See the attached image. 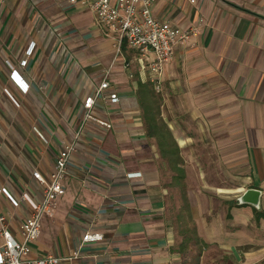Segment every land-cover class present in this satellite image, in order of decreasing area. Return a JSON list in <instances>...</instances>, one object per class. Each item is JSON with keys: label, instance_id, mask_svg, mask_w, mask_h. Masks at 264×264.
<instances>
[{"label": "crops", "instance_id": "0c3cea01", "mask_svg": "<svg viewBox=\"0 0 264 264\" xmlns=\"http://www.w3.org/2000/svg\"><path fill=\"white\" fill-rule=\"evenodd\" d=\"M70 1L0 0V189L19 203L1 198L9 232L21 240L33 214L24 195L43 199L34 172L49 179L63 147L76 142L66 195L45 217L34 258L261 262L264 0H158V20L202 30L176 48L159 91L150 81L153 56H140L99 24L92 0ZM105 79L111 88L92 115L112 129L85 121V101ZM161 121L177 142V164L162 155ZM248 189L263 191L261 210L236 205ZM87 233L104 240L82 246Z\"/></svg>", "mask_w": 264, "mask_h": 264}, {"label": "built area", "instance_id": "2783aa9c", "mask_svg": "<svg viewBox=\"0 0 264 264\" xmlns=\"http://www.w3.org/2000/svg\"><path fill=\"white\" fill-rule=\"evenodd\" d=\"M70 2L75 4L77 0ZM157 2L158 0H92L89 1L88 7L96 15L99 24L120 34L121 44L127 42L129 48L142 57L153 56L149 66L150 81L159 91L164 68L173 59L176 48L190 43L201 35L202 30L200 24L182 27L158 20L154 15ZM190 3L195 4L196 0H190ZM26 64L27 61L22 63L23 66ZM13 78L18 85H25V92L29 91V87L17 72L13 73ZM110 88V82L105 79L96 93L86 99L85 121H93L106 129L113 128L111 123L92 115L97 100ZM10 97L18 104L12 96ZM109 98L115 104L120 102L116 93L110 94ZM76 146L77 143L74 142L63 147L49 179L40 172H34V179L44 187V196L41 202H36L29 195H24V199L33 209V214L22 224L21 240H17L9 232L7 217L0 211V264H61V259L56 256L34 258L32 254L40 239L45 217L53 212L59 199L66 195L64 182ZM3 196L8 197L15 206H19L6 189H0V201ZM103 240L104 235L101 233H87L82 240V246ZM78 256L79 251L75 254V257Z\"/></svg>", "mask_w": 264, "mask_h": 264}, {"label": "trees", "instance_id": "16d2710c", "mask_svg": "<svg viewBox=\"0 0 264 264\" xmlns=\"http://www.w3.org/2000/svg\"><path fill=\"white\" fill-rule=\"evenodd\" d=\"M155 115H158L155 113ZM161 126H160V132L163 134V138H162V142L165 143L167 149L166 151H164V153H162V155L166 158H170L171 159V163L172 164H177V159L179 157L180 151L177 145L176 140L173 138L172 133L170 132L169 128L164 126V123L161 121ZM157 128H155V132ZM176 172L179 173V176L182 177L184 175L183 170L176 168L175 169ZM238 204V202L236 203V205ZM240 207H244V206H240ZM264 219V212H257L256 215V220H261Z\"/></svg>", "mask_w": 264, "mask_h": 264}, {"label": "water", "instance_id": "95a60500", "mask_svg": "<svg viewBox=\"0 0 264 264\" xmlns=\"http://www.w3.org/2000/svg\"><path fill=\"white\" fill-rule=\"evenodd\" d=\"M263 191L258 189H248L239 198L240 206L249 205L257 210H261Z\"/></svg>", "mask_w": 264, "mask_h": 264}, {"label": "rangeland", "instance_id": "374dc122", "mask_svg": "<svg viewBox=\"0 0 264 264\" xmlns=\"http://www.w3.org/2000/svg\"><path fill=\"white\" fill-rule=\"evenodd\" d=\"M178 192V191H177ZM180 192L177 193V195H179ZM175 214H177L176 212L174 213V216ZM189 220V218H188ZM190 222H192L190 220ZM187 230H192V227L190 226V224H188L187 226ZM204 264H214V262H203ZM217 263V262H216ZM234 264H264V259L261 260V262H243V259L240 260V262H233ZM217 264H232L231 262H218Z\"/></svg>", "mask_w": 264, "mask_h": 264}]
</instances>
